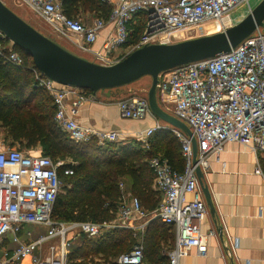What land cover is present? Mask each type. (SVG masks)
Returning <instances> with one entry per match:
<instances>
[{
  "label": "built area",
  "instance_id": "1",
  "mask_svg": "<svg viewBox=\"0 0 264 264\" xmlns=\"http://www.w3.org/2000/svg\"><path fill=\"white\" fill-rule=\"evenodd\" d=\"M111 5L109 18H94L91 24L69 17L58 0H16L39 14L60 37L71 38L78 50L88 53L103 65L120 59L115 54L129 40V24L139 14H144V31L131 50L146 44L174 43L180 34L190 38L223 31L235 24L232 12L250 0H104ZM113 24L100 48L94 47L101 31ZM6 35L0 30V54ZM7 61L23 66L24 57L10 52ZM35 75V85L47 90L56 106L55 120L71 139L90 142L97 139L100 145L121 139L118 131H106L84 126L78 121L82 105L96 100V93L70 85H60L30 67ZM161 93H169L174 101V111L192 131V136L174 127V136L181 144L185 161L183 172L173 169L169 160L160 155L149 160L155 175V184L163 193L161 204L150 214L153 218L171 224L176 229V244L164 250L168 261L180 264L189 249L196 247L200 254L207 252L206 235L201 225L208 208L200 195L198 166L206 170L209 160L218 156L228 142H239L256 156L264 155V30L257 29L232 50L214 57L197 60L163 71L157 85ZM121 116L132 120L144 119L153 113L148 97L134 96L118 102ZM158 127L145 130L144 147L149 148V138ZM192 137L197 143V163H194ZM65 165L52 157L12 145L0 143V239L13 234L17 247L5 250L0 264L18 263L32 255L33 264H67L70 242L69 231L100 235L103 230L132 228L133 221L148 216L138 196L126 191L120 181L121 202L116 218L106 222H63L53 217V208L63 187L59 169ZM63 175H73L71 167L63 166ZM256 173H262L260 165ZM47 225L48 232L34 241L19 237L25 225ZM29 233V232H28ZM209 234L213 235L214 231ZM61 239L51 245L46 258L34 253L46 242ZM234 247L238 246L234 240ZM144 246L136 244L131 250L116 258L117 264H144Z\"/></svg>",
  "mask_w": 264,
  "mask_h": 264
},
{
  "label": "trees",
  "instance_id": "2",
  "mask_svg": "<svg viewBox=\"0 0 264 264\" xmlns=\"http://www.w3.org/2000/svg\"><path fill=\"white\" fill-rule=\"evenodd\" d=\"M62 5L72 18H78L77 15L83 12L107 20L111 12V5L104 0H62ZM145 25V15L136 16L129 24L131 34L123 47L136 45ZM14 50L25 57L24 67L7 61V56ZM33 64L20 47H3L0 54V127L5 130L6 138L18 142L21 149L29 151L41 147V153L55 161L69 159L63 166L73 168L74 174L64 176L63 166L59 169L63 183L66 179L54 204L53 217L62 221L91 222L115 219L122 196L119 183L123 178L132 181L136 196L145 195L141 198L147 208L155 209L160 197L150 188L155 175L149 160L162 154L174 170L183 172L185 161L179 140L175 136H166V132H158L149 139V149L142 148L143 142L136 139L128 143L108 141L103 145L97 139L74 141L55 120L56 106L49 103L50 100L54 103L53 97L47 90L34 85L35 75L29 70ZM38 97L44 101H37ZM173 230L174 227L160 219L151 224L145 237L144 252V259L149 264L168 261L161 250L173 248ZM84 239L83 245L69 255V259L76 258L75 264H117L116 257L131 250L136 243L132 231L126 228L109 229L97 238L85 236ZM161 241L165 243L161 245ZM94 256H98L99 261Z\"/></svg>",
  "mask_w": 264,
  "mask_h": 264
},
{
  "label": "crops",
  "instance_id": "3",
  "mask_svg": "<svg viewBox=\"0 0 264 264\" xmlns=\"http://www.w3.org/2000/svg\"><path fill=\"white\" fill-rule=\"evenodd\" d=\"M2 1L19 14L14 8V6L20 7V5L16 3V0ZM58 1L62 3V0ZM22 6L26 7L27 10L32 11L35 15L43 19L29 6L21 5V7ZM245 8L243 12L247 13L248 11L246 10L245 12ZM19 15L22 17L23 14ZM77 17L87 24H91L95 18L92 15H88L83 12L79 13ZM240 17L242 18V15H235L234 22H238L241 19ZM26 21L28 22V20ZM112 32L113 24L109 23L101 31L98 40L94 44L95 49L100 48L108 34ZM67 39L71 46L78 50L72 39ZM5 46L13 47L14 45L9 39L8 42H3V47ZM130 49L131 48L129 47H121L115 51V54L117 56L119 55L118 59H122L127 55ZM88 55L91 56L90 54ZM89 60H93L92 56ZM32 66H35V64L29 66V70L31 72L32 69L30 67ZM140 84L145 85L147 84V81L141 80ZM138 89L139 88L136 84H129L97 92L95 101L88 100L82 105L77 117L78 121L84 126L106 131H118L121 133L120 141L123 140V143H128L129 141L136 139L143 142L141 146L144 149L145 137L143 133L149 128L158 127L149 138L147 137V141H149L152 137L154 138L158 132H166V136L168 137L174 136V126L162 120L154 113L148 114V116L140 120H132L121 116L118 102L121 99L140 96L136 94V90ZM48 94L52 97L50 93ZM37 101H44V99L42 98L40 100L38 97ZM158 102L164 110L173 114L174 101L169 93L164 94L158 91ZM49 103L52 107H54V103L51 100ZM0 130L4 129L0 127ZM153 141H155V139H153ZM161 155L162 154H160V156ZM258 164L260 165L262 173H256L255 169ZM202 171L204 173L203 181L208 187L214 208L213 212L206 200L202 186L199 182L201 198L205 201L208 208V214L201 225L202 232L207 236L206 240L208 248L206 254L203 255L198 252L196 247H192L188 250L186 255L181 258L180 264H264V155L260 154L256 156V154H254L242 143L235 141L228 142L225 144L224 149L218 156L210 158L209 168L206 170L202 169ZM123 180L122 181L125 184L126 191L130 192L132 195H136L132 187V181L129 178H123ZM150 188L160 197V203L156 206L157 208L163 200V193L157 188L155 184V177L150 184ZM141 197L144 199L145 195H141ZM141 197L142 206L149 214L148 216L133 221V227L129 228V230L132 229L130 231L136 235V243L134 245L142 244L145 251V237L148 234L151 224L155 220V218L150 216V214L156 208L153 210L147 208ZM63 222L71 221L63 220ZM166 225L171 224L166 223ZM171 226L174 227L173 225ZM48 228L49 227L47 225L27 224L19 233V237L23 241H34L40 235L47 234ZM107 230L109 229H106L105 232ZM210 231H214V234H209ZM173 232L174 248L176 244L175 227ZM10 234L11 237H8L7 235L6 237L0 239V258L4 254L5 250L12 251L17 247V242L13 240V234ZM81 234L85 233L71 230L67 234V238L70 242V245L67 248V264H69V255L80 247V245H76V239ZM234 240H237V247H234L233 245ZM60 242V238L52 239L46 242L34 254L36 256L46 258L50 255V246L59 245ZM164 243L165 242L161 241V245ZM164 250H161L162 254H164ZM10 264H33V258L32 255H30L18 263ZM144 264H149V261L144 259Z\"/></svg>",
  "mask_w": 264,
  "mask_h": 264
},
{
  "label": "water",
  "instance_id": "4",
  "mask_svg": "<svg viewBox=\"0 0 264 264\" xmlns=\"http://www.w3.org/2000/svg\"><path fill=\"white\" fill-rule=\"evenodd\" d=\"M260 28L264 29V0L243 19L223 31L174 43L146 44L133 49L113 64L103 65L65 48L0 0V30L31 57L35 66L46 76L62 85L89 89L95 93L151 76L152 84L148 91L151 111L190 136L192 131L188 125L159 105V75L176 66L228 52ZM192 144L194 163H197L198 150L194 137ZM196 172L206 200L214 212L210 192L203 181L202 168L198 166Z\"/></svg>",
  "mask_w": 264,
  "mask_h": 264
},
{
  "label": "rangeland",
  "instance_id": "5",
  "mask_svg": "<svg viewBox=\"0 0 264 264\" xmlns=\"http://www.w3.org/2000/svg\"><path fill=\"white\" fill-rule=\"evenodd\" d=\"M260 1L261 0H250V3H245V5L244 4L240 5L239 7H237L233 11L234 13L232 12L233 18L235 17V15L237 16V15L240 14V16L242 15V18L241 17L240 18L243 19L249 13V11L252 8H254ZM14 8L19 14H21V15L23 14L22 17L25 18L26 20H28V22H30L31 25L35 26V28H38L39 31L41 30L42 33L47 34V36H49L50 38L54 39L55 41L60 43L65 48L71 50L72 52H74V53H76V54H78V55H80V56H82L84 58L91 59V56H89L87 53L86 54L85 53H81L75 47L71 46V44L67 41L68 39L66 37H59L56 33H54L48 23L44 22L43 19H41L40 17L35 15L32 11L27 10L26 7H24V6H22V7L21 6L20 7L14 6ZM244 8H245V12H246V10L248 11L247 13L243 12ZM235 23H237V22H235ZM189 38H190V34H187V33L180 34L178 36V39L175 42L182 41V40L189 39ZM141 80L147 81V84H145V85L144 84H140ZM130 84H132V85L136 84L137 87L139 88L138 90H136L137 91L136 94H138L140 96H143V97H148L147 95H148V91H149V89L151 87V84H152V77L151 76H144L141 79L137 80L136 82H133V83H130ZM0 142L3 143L6 146L12 145V146L23 148V147L20 146V144L18 142H11L10 139L6 138L5 130H0ZM120 142H124V141L123 140L117 141V143H120ZM29 151H31L34 154H37V153H39L38 151L42 152V149L40 147V148H38L36 150L33 149V150H29ZM58 161H61L64 164H66V162H69V159H59ZM65 179L66 178H64V184H65ZM62 191H63V188H62L61 192ZM130 230H132V229H130ZM104 233H105V230H103L100 235H97V236L92 237V238H97V237L103 235ZM7 235H8V237H11L10 233L7 234ZM85 236H87V235H85V234L79 235V237L76 239V245L77 246L80 245V247H81L83 245V243L85 242V239H84ZM133 237H136V235L133 234ZM89 239H91V238H89ZM71 255L72 254H70V256ZM94 257L96 258V261H99L98 256H94ZM82 259H83V257H81L79 260L81 261ZM110 259H112L114 261L113 257H110ZM76 261H77L76 258H70L69 259V264H75Z\"/></svg>",
  "mask_w": 264,
  "mask_h": 264
}]
</instances>
